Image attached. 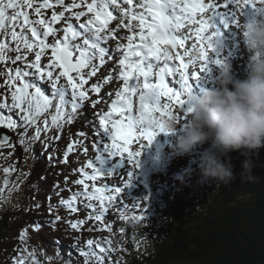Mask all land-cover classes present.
<instances>
[{
  "label": "snow or ice",
  "instance_id": "obj_1",
  "mask_svg": "<svg viewBox=\"0 0 264 264\" xmlns=\"http://www.w3.org/2000/svg\"><path fill=\"white\" fill-rule=\"evenodd\" d=\"M233 5L241 17L246 10H251L254 6L253 0H226L223 5L211 2L205 4L203 0H183V2L181 0H90V2L73 0L71 4H65V0H0V64L6 65L10 62L15 65L18 61L23 64V67L6 68L5 71L0 72V76H6L4 84H0V87L7 85L12 89L11 103H7L6 100L0 102V110L7 109L8 113L18 110L22 121V123L18 122L12 115L0 111V129L12 132L23 129L19 133L20 144L27 145L41 141L42 134H46L51 128L59 129L63 124L73 123V115L83 106L82 102L89 99V92L100 93V85H94L87 90L84 86L91 77L96 76L98 67L106 63V57L108 60L112 59L108 50L101 45L116 38V29L110 28L109 25L119 19L118 27L132 33L126 37L127 45L121 44L117 49L123 53L118 62V78L123 81V87L115 93L116 99L112 101L110 111L97 113L100 129L97 130L99 139L93 143L96 152L95 161L89 160L86 165L87 168L92 169V173L89 174L81 168L78 171L82 173L83 179L75 181L76 184L83 185L84 191L74 193L69 199H62L60 203L71 213H76L78 209L75 204L78 198L83 197L84 200L89 201L84 207L93 209L89 214L90 219L103 223L109 207L113 206L121 211L122 218H126L123 212L129 207L120 199L121 191L123 188H128L135 179L134 173L139 167L141 152L146 145L151 144L156 134L143 129L140 125L147 117L154 114L165 116L172 113L173 107L178 108L179 113H182L176 115L178 120L186 118V106L192 95L193 83L190 80L198 83L202 76L212 72V65L219 66L222 63V60L215 55L213 44L215 34L210 32L209 21L213 17H219L226 27L229 24L237 29L244 26V23L241 24L236 18V11L227 13L216 11L217 7L230 8ZM57 6L62 7L64 11L56 12L54 9ZM135 8L143 11L136 12ZM45 9H53L50 18L45 17L42 11ZM73 9L84 10L73 11ZM29 10L35 19L31 18ZM114 10L119 11V16ZM66 12L71 15L65 16ZM198 12L211 14L207 17L201 15L196 19ZM82 17L88 18L81 22ZM124 18H127V23ZM73 19L79 22V29L72 23ZM62 21L65 25L62 29L54 27ZM133 21H138V33L134 31L137 25H134ZM191 24L199 27L194 30L196 44L189 47L187 42L192 39V35H178V33ZM61 31L63 36L58 35ZM178 36H182L183 39H179ZM49 37H53L54 42L50 43ZM197 45H199L202 64L199 72L192 73L190 77L188 69L194 62L186 58L191 56ZM169 49L175 52L174 57L169 54ZM49 51L51 57L48 64L44 65L41 63L42 58ZM9 52H15L17 55L9 56ZM29 55H33L34 59L29 60ZM97 60L99 65L94 63ZM173 61L176 63H172ZM85 69H90L87 77ZM54 70L59 71L54 74ZM177 73L179 79H176ZM29 77L50 83L51 96L46 95L37 83L30 82ZM168 77H172V80H168ZM61 78H64L66 84H61ZM112 79L113 77L109 75L104 83L107 84ZM69 88L71 99L67 98ZM133 97L138 101L135 112ZM99 103L100 100L93 101L92 107L95 108ZM41 117H44L42 121ZM29 130H33L31 136ZM78 135L86 134L78 133ZM140 138L147 143H141L140 149L128 153L126 158L124 152L127 151V147L116 148L117 141H123L127 145L130 141ZM9 140V136L0 134V148L15 147L8 144ZM107 140L112 141L111 147L106 143ZM47 147L45 143V148ZM73 147V144L68 146L63 163L68 162V153L73 151ZM84 151L86 153L87 149ZM117 155L121 157L119 160H115ZM106 161L110 162L114 169L124 168L127 165L126 174L121 175L118 171L102 172L101 166ZM129 165L134 170H129ZM104 176L121 177L124 181L123 187L108 184L97 186L93 183L92 190L88 191L89 185L85 181L95 182ZM2 193L3 189H0V195ZM93 200L99 202L98 210L96 205L91 203ZM146 201L147 197L132 206V209H139V215L135 217L138 221L146 220L143 214L147 206ZM141 204L144 205L143 208L140 207ZM49 211L51 212V209ZM60 219L61 217L57 215L56 221ZM84 223L83 220L70 222L73 230H79ZM33 228L38 231L40 225H33ZM104 228L112 232L110 224L105 223ZM120 231L123 232L124 229ZM27 237L28 230H22L19 239L25 247L22 253L14 258V264H26L24 253L31 258L32 264H40L36 254L27 249ZM106 242L110 246L113 238H106ZM106 251L107 249L98 241L89 239L86 241V249L80 250L79 254L86 258L85 264H104L105 257L100 253Z\"/></svg>",
  "mask_w": 264,
  "mask_h": 264
},
{
  "label": "trees",
  "instance_id": "obj_2",
  "mask_svg": "<svg viewBox=\"0 0 264 264\" xmlns=\"http://www.w3.org/2000/svg\"><path fill=\"white\" fill-rule=\"evenodd\" d=\"M229 158L236 175L231 184H202L195 173L171 198L162 197L166 206L155 211L161 221L159 239L144 249L124 240L118 246L126 263L264 264V149L252 161L251 181L240 179L244 157L233 152ZM7 221L4 216L0 232ZM62 248L72 261L86 259L75 260L69 245Z\"/></svg>",
  "mask_w": 264,
  "mask_h": 264
},
{
  "label": "clouds",
  "instance_id": "obj_3",
  "mask_svg": "<svg viewBox=\"0 0 264 264\" xmlns=\"http://www.w3.org/2000/svg\"><path fill=\"white\" fill-rule=\"evenodd\" d=\"M251 15L242 27V40L249 54L247 75H232L230 65L218 66L215 87L191 95L187 116L178 120L169 113L154 114L140 125L156 134L175 136L173 154L190 155L197 147L209 144L200 153V183L214 181L216 187L231 184L236 175L229 154L239 152L244 161L241 182L255 179L252 161L264 149V2L253 0ZM173 57L175 52L168 50ZM200 60L199 51L191 53V61Z\"/></svg>",
  "mask_w": 264,
  "mask_h": 264
},
{
  "label": "rangeland",
  "instance_id": "obj_4",
  "mask_svg": "<svg viewBox=\"0 0 264 264\" xmlns=\"http://www.w3.org/2000/svg\"><path fill=\"white\" fill-rule=\"evenodd\" d=\"M104 47H106V45ZM109 53H111V52H109ZM170 80H172V78H170ZM78 119L80 120L81 117H78ZM67 142H68V140H65L62 143L63 144H66ZM8 144H10V142H8ZM80 155L81 154H78V156H80ZM13 162H14V164H13ZM16 163H17L16 160L12 161V152H9V153H0V175H5L6 177H8L5 180V181H7L6 184H5V181H4V184H5V194H7L6 197L4 198L5 203L9 202L10 197L15 196L16 194H17V197H18V194H20L19 187H20V185H22V182L24 180L23 175H20V176H12L13 165L16 166ZM5 169H11V171L6 172ZM73 174H75V173H73ZM16 199L17 198H13L12 199V202L15 203V200ZM93 227L94 226L92 225L90 227V229L93 230ZM30 228H31V226H30ZM31 231L32 230H30V232ZM77 236H79V235L78 234H75L74 235V238H75V240L77 239V241H78L81 238H77ZM145 237L146 236L144 235L143 238H145ZM84 239L86 241V240L95 239V238L88 236V237H84ZM61 240L66 241L65 239H61ZM95 240H97V239H95ZM80 244H81V249L82 250L86 249V243L84 244V242H80ZM13 246H14L13 249L10 252H8V254H10L9 255V257H10L9 258V262H11V258L12 257H17L18 255H20V248L19 247H16L14 244H13ZM71 247L74 248L76 246H73L71 244ZM93 247H95V246L93 245ZM108 247H113V246L111 244ZM62 249H64V248H62ZM97 251H98V249H97ZM5 255L8 256L7 254H5ZM100 255H102V256H104L106 258V254L100 253ZM0 260H1V263L0 264H8L7 262H5L6 257L1 256ZM93 260H94V258H93Z\"/></svg>",
  "mask_w": 264,
  "mask_h": 264
},
{
  "label": "bare ground",
  "instance_id": "obj_5",
  "mask_svg": "<svg viewBox=\"0 0 264 264\" xmlns=\"http://www.w3.org/2000/svg\"><path fill=\"white\" fill-rule=\"evenodd\" d=\"M59 241H61L60 243H59ZM59 241H56V242H54V243H52L50 246H49V248L48 247H46V249L47 250H51V249H53V248H61L62 247V245H65L66 247H67V245H69V247L71 246V243L70 242H66V241H64V240H59ZM59 243V244H58ZM59 246V247H58ZM62 249V248H61ZM75 251L77 250L78 252H80V250L77 248V247H74L73 248ZM85 250V249H84ZM52 251V250H51ZM51 251H49V252H47L46 254H49V253H51ZM79 257H82L80 254H77L76 253V258H75V260H78L79 259Z\"/></svg>",
  "mask_w": 264,
  "mask_h": 264
}]
</instances>
